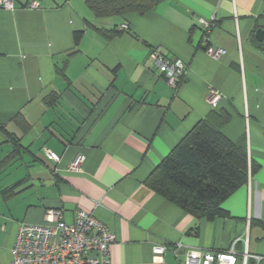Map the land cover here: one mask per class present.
Wrapping results in <instances>:
<instances>
[{
	"label": "crops",
	"instance_id": "crops-1",
	"mask_svg": "<svg viewBox=\"0 0 264 264\" xmlns=\"http://www.w3.org/2000/svg\"><path fill=\"white\" fill-rule=\"evenodd\" d=\"M13 1L14 10L0 8V264L11 262L19 227L49 224V209H63L67 223L94 213L115 235L112 264H184L188 251L235 242L264 257V0H164L104 17L87 0ZM32 1L41 7L29 9ZM200 19L223 57L207 54ZM156 49L185 64L177 89L155 65ZM212 91L223 97L216 107ZM212 111L231 116L223 132L245 140L259 169L223 215L197 219L146 180ZM80 154L81 171H69Z\"/></svg>",
	"mask_w": 264,
	"mask_h": 264
},
{
	"label": "trees",
	"instance_id": "trees-1",
	"mask_svg": "<svg viewBox=\"0 0 264 264\" xmlns=\"http://www.w3.org/2000/svg\"><path fill=\"white\" fill-rule=\"evenodd\" d=\"M162 1L87 0V4L97 17H104L144 14ZM113 32L116 31L108 33ZM80 36L81 33H75L76 44ZM55 99L51 98L49 104L54 105ZM230 120L227 112L212 111L170 151L148 177L146 185L197 219L223 215V203L259 169L249 159L245 140H232L223 132ZM4 164L5 161L0 163V169Z\"/></svg>",
	"mask_w": 264,
	"mask_h": 264
},
{
	"label": "built area",
	"instance_id": "built-area-1",
	"mask_svg": "<svg viewBox=\"0 0 264 264\" xmlns=\"http://www.w3.org/2000/svg\"><path fill=\"white\" fill-rule=\"evenodd\" d=\"M40 2L32 1L29 9H39ZM0 8L12 11L15 9L13 0H0ZM199 25L204 31V45L206 52L215 59L226 54L224 49L214 48L208 45V34L212 23L204 19L199 20ZM126 26L122 27L125 29ZM155 65L165 77L167 84L175 89L179 82L185 78L187 68L181 60H171L159 49L151 54ZM223 97L217 91H212L208 101L212 107H216ZM48 157L59 163V157L47 152ZM85 156L80 154L69 165V171H81L85 163ZM46 225L22 224L17 232L12 260L9 264H112L110 246L115 241V235L106 225L99 221L94 213L78 211L74 222L66 223L63 218V210L49 209L46 212ZM237 242L228 250L217 252H202L199 250L188 251L184 264H237L239 257L243 264H247L250 258L260 263L263 256H252L248 252V245L239 253L236 249ZM182 245L178 244L175 253H179ZM166 247L160 245L154 248L155 254H163Z\"/></svg>",
	"mask_w": 264,
	"mask_h": 264
},
{
	"label": "water",
	"instance_id": "water-1",
	"mask_svg": "<svg viewBox=\"0 0 264 264\" xmlns=\"http://www.w3.org/2000/svg\"><path fill=\"white\" fill-rule=\"evenodd\" d=\"M256 38L259 41H263L264 40V29H259L256 33Z\"/></svg>",
	"mask_w": 264,
	"mask_h": 264
}]
</instances>
